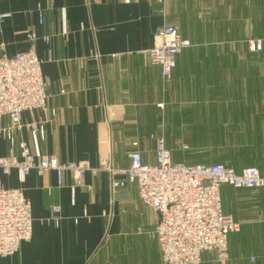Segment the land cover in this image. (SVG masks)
<instances>
[{"label": "crops", "instance_id": "1", "mask_svg": "<svg viewBox=\"0 0 264 264\" xmlns=\"http://www.w3.org/2000/svg\"><path fill=\"white\" fill-rule=\"evenodd\" d=\"M242 4L0 0V57L34 50L42 62L48 97L45 110L22 114L16 143L25 142L35 155L85 162L96 170L86 172L75 193L68 174L62 187L54 172H32L24 181L16 171L0 174L1 188L23 191L33 218L31 239L15 255L0 257V264H163L154 234L156 214L140 201L126 175L107 167L128 170L132 153L154 165L153 134L164 135L171 150V131L180 120L213 107H208L211 100L206 96L214 88L196 80L231 69L233 54L212 48L210 29L216 27L217 14L230 22L234 7ZM163 26L177 28L191 44L178 55L170 80L149 55ZM32 34L38 39L32 41ZM10 124L8 118L0 122L1 127ZM40 125L46 130L44 139L29 128ZM12 153L18 155V147L1 138L0 158ZM223 188V209L241 224L229 237L226 264H264V197L246 200L243 193ZM254 223V229L247 228ZM201 264L219 262L214 253H205Z\"/></svg>", "mask_w": 264, "mask_h": 264}, {"label": "built area", "instance_id": "2", "mask_svg": "<svg viewBox=\"0 0 264 264\" xmlns=\"http://www.w3.org/2000/svg\"><path fill=\"white\" fill-rule=\"evenodd\" d=\"M156 38L157 44L149 55L161 67L164 79L170 80L178 55L190 43L173 26L160 28ZM37 39L32 34L31 40ZM262 47L264 41L257 46L259 50ZM47 99L42 62L34 50L0 57V122L5 118L11 122L9 127L0 126V139H7L12 148L17 146L19 150L18 155L0 158V174L8 176L16 171L19 180L24 181L32 172L39 176L54 172L59 187L68 174L75 183L71 187L75 193L86 172L96 170L85 162L62 163L54 156L35 155L25 142L17 144L14 138L15 131L23 128L22 114L45 110ZM29 128L45 138L44 125ZM151 140L155 144L154 165L144 164L140 154L132 153L128 170L105 167L126 175L136 185L140 201L156 214L154 234L163 264H201L204 253H214L220 264H226L229 237L240 231V225L223 209L222 188H264V172L254 168L237 172L221 164L175 163L163 137L152 135ZM32 229L31 204L23 191L0 187V257L15 255L21 244L31 239Z\"/></svg>", "mask_w": 264, "mask_h": 264}, {"label": "rangeland", "instance_id": "3", "mask_svg": "<svg viewBox=\"0 0 264 264\" xmlns=\"http://www.w3.org/2000/svg\"><path fill=\"white\" fill-rule=\"evenodd\" d=\"M230 20L227 17L225 22L224 15L217 14L216 27L210 29V35L216 52L233 54L231 69L196 80L202 86L214 88L206 96V101L211 100L208 107H213L202 109L198 117L180 120L176 130L171 131L172 151L164 135L160 137L176 162L221 164L237 172L247 168L264 172V47L257 48L264 41V0H243L242 6L234 7ZM195 112L197 116L199 111ZM230 190L240 192L239 196L243 193L246 200L264 197V188ZM229 215L235 218L232 213ZM255 226L256 223L248 224L247 228Z\"/></svg>", "mask_w": 264, "mask_h": 264}, {"label": "trees", "instance_id": "4", "mask_svg": "<svg viewBox=\"0 0 264 264\" xmlns=\"http://www.w3.org/2000/svg\"><path fill=\"white\" fill-rule=\"evenodd\" d=\"M226 213V212H225Z\"/></svg>", "mask_w": 264, "mask_h": 264}]
</instances>
